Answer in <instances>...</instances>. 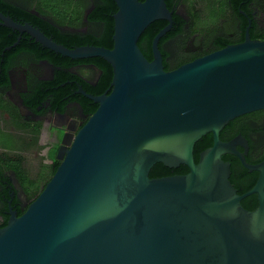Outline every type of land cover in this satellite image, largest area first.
Segmentation results:
<instances>
[{
	"label": "water",
	"instance_id": "water-1",
	"mask_svg": "<svg viewBox=\"0 0 264 264\" xmlns=\"http://www.w3.org/2000/svg\"><path fill=\"white\" fill-rule=\"evenodd\" d=\"M112 47H66L0 11L3 25L73 59L101 57L109 88L74 133L39 194L0 228V264H264V159L246 161L247 139L221 140L232 119L264 109V39H244L165 70L159 40L172 29L165 0H114ZM166 20L148 60L138 40ZM207 133L212 145H194ZM243 150L240 151L237 146ZM238 158L258 173L242 194L232 185ZM158 162L188 167L150 177ZM256 194L253 210L241 204Z\"/></svg>",
	"mask_w": 264,
	"mask_h": 264
},
{
	"label": "flooded vegetation",
	"instance_id": "flooded-vegetation-1",
	"mask_svg": "<svg viewBox=\"0 0 264 264\" xmlns=\"http://www.w3.org/2000/svg\"><path fill=\"white\" fill-rule=\"evenodd\" d=\"M235 4L234 0H176L173 11L184 19L183 32L163 44L165 60L174 66L179 61L188 62L212 52L218 37L225 39L226 45L241 42L249 21V30L253 27L257 32H264V24L259 20V16L264 17V0ZM88 6L86 4V11ZM31 11L37 13L34 9ZM9 17L17 23L31 24L22 18ZM244 20H247L245 29ZM82 25L92 29V24L86 21V13ZM82 25L79 31H84L80 30ZM0 26L7 27L1 20ZM7 28L17 38L0 52V225L7 222L12 213L19 216L25 211L52 177L56 161L60 163L59 150L63 153L74 133L90 116L79 102L72 99V96L87 97L83 92L89 93L79 82H62V87L73 85L74 91L63 97L62 111L53 106L49 98L52 93L44 95L52 88H45L43 82L53 80L59 67L22 47L23 34L27 32ZM63 28L74 30L67 25ZM35 42L34 39L29 44ZM68 71L93 85L101 74V70L89 62L73 65ZM84 71L92 72V75L87 77ZM220 134L224 140L244 136L249 145L245 158L259 155L264 151V109L232 119ZM237 147L243 150L239 145Z\"/></svg>",
	"mask_w": 264,
	"mask_h": 264
},
{
	"label": "trees",
	"instance_id": "trees-1",
	"mask_svg": "<svg viewBox=\"0 0 264 264\" xmlns=\"http://www.w3.org/2000/svg\"><path fill=\"white\" fill-rule=\"evenodd\" d=\"M142 1V0H140ZM241 1H245L248 4L249 0H234L239 5ZM169 9H173L176 0H165ZM86 4H89L86 11ZM235 4V5H236ZM237 5V7H238ZM34 10L37 13L31 11L29 6L20 5L10 2L9 0H0V11L6 15L22 18V20L28 21L31 24L38 26L47 36L51 37L57 43L63 44L66 47H76L81 45H97L107 48H111L113 41V14L116 11V4L114 0H45L36 2ZM242 8H245L242 6ZM86 13V21L92 24V29L79 31L78 28L83 23V16ZM172 29L168 31L159 40V48L163 55V65L165 70H170L185 63V61H179L174 66H171L168 61L165 60L166 51L163 49V44L168 39L176 38L183 32L184 19L173 11L172 14ZM167 24L166 20H155L147 26L138 40V46L140 47L144 56L148 59H152L151 42L153 37ZM69 26L72 29H64L63 26ZM247 25V20L243 22V29ZM254 26V25H253ZM249 30L251 38L264 39V32H257L252 29ZM195 30V29H194ZM193 30V31H194ZM244 32V31H243ZM25 41L22 45L23 48L31 50L37 57L47 59L54 66L59 67L56 70L53 80L44 81L45 88H52L44 92L46 96L48 92L52 95L49 96L54 107H58L59 110L64 108L65 95H68L74 91V86L66 84L62 87L61 83L66 81H72L73 84L79 82L87 92L95 95L105 92L110 85L112 79L111 65L101 57H91L84 59H73L67 56H63L60 53H56L49 48L42 46L40 43L35 42L30 45V36L26 33ZM188 37V35L186 36ZM17 38L16 34H12L10 28L0 26V52L6 45L13 43ZM187 39V38H185ZM184 39V40H185ZM244 39V34L241 40ZM225 39L222 37L216 38L217 44L215 49H219L226 45ZM93 63L100 70L101 74L95 85L89 84L83 81L77 74L68 71V68L79 63ZM54 87H58L57 89ZM40 94V93H39ZM74 101L81 104L84 111L91 115L97 108V104L90 98L85 96H72ZM220 139L224 140L220 134ZM212 145V134L207 133L200 138L194 145V157L197 162L199 152ZM222 159L230 162V181L232 185L237 189L239 194L249 190L255 183L258 173L256 171L249 172L238 159L231 154H225ZM264 159V151L260 152L255 157H246V161L249 163H257ZM59 162L56 161V167ZM54 170V172H55ZM188 172V167L184 164H180L176 168H170L163 163L158 162L154 164L149 172L150 177H161L173 174H184ZM243 207L249 210H253L257 206L256 194H251L241 200ZM6 221L0 225V228L6 225Z\"/></svg>",
	"mask_w": 264,
	"mask_h": 264
},
{
	"label": "rangeland",
	"instance_id": "rangeland-1",
	"mask_svg": "<svg viewBox=\"0 0 264 264\" xmlns=\"http://www.w3.org/2000/svg\"><path fill=\"white\" fill-rule=\"evenodd\" d=\"M14 2H16L17 4L20 5H26L29 6L31 9H34V6L36 4V2L40 3V1H45V0H13ZM259 20L262 24H264V17L263 16H259ZM85 24V23H84ZM88 29L86 26L82 25V28H80V30H85ZM193 37L190 38V41L193 42ZM198 42V41H197ZM87 74V75H86ZM84 75H86L87 77H90L92 75V72L90 73L89 71H84Z\"/></svg>",
	"mask_w": 264,
	"mask_h": 264
}]
</instances>
